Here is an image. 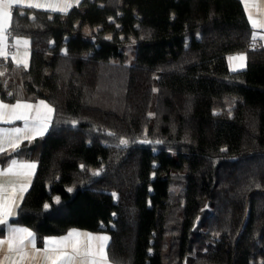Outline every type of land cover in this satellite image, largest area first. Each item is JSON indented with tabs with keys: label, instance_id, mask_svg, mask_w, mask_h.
Masks as SVG:
<instances>
[{
	"label": "trees",
	"instance_id": "16d2710c",
	"mask_svg": "<svg viewBox=\"0 0 264 264\" xmlns=\"http://www.w3.org/2000/svg\"><path fill=\"white\" fill-rule=\"evenodd\" d=\"M19 11L11 31L31 39V62L0 61V94L55 112L47 133L20 145L18 158L38 166L12 221L39 239L107 232L117 264H264V45L242 1ZM240 52L247 66L232 71ZM117 65L127 67L121 111L99 99L102 67Z\"/></svg>",
	"mask_w": 264,
	"mask_h": 264
},
{
	"label": "snow or ice",
	"instance_id": "6c2138e0",
	"mask_svg": "<svg viewBox=\"0 0 264 264\" xmlns=\"http://www.w3.org/2000/svg\"><path fill=\"white\" fill-rule=\"evenodd\" d=\"M79 4V0H74ZM248 10V0H242ZM17 5V15H25L19 11L21 5L31 9H50L67 13L73 6V0H56L55 3H41L39 0H0V57L8 59L7 40L13 33L9 29L13 27L12 5ZM35 19V16L31 17ZM51 19V16H49ZM248 19L253 29L264 30V19L259 22L253 19L251 12ZM253 43L258 39V32L251 34ZM264 38V37H262ZM14 46L28 45L27 39L13 37ZM110 39V37H109ZM13 60L15 56L13 55ZM230 59L245 60L244 55ZM19 65L22 61H16ZM24 67L27 64L24 63ZM3 73H0L2 76ZM9 96L13 95L11 92ZM43 106L44 111H41ZM18 109H23L18 111ZM55 109L41 100L38 104H30L17 100L15 104H5L0 101V123L11 124L14 121H24V127L12 129H0V155L8 154L5 167L0 168V225H9V218L14 217L19 208L18 201L23 200V193L30 185V176L36 168L35 162L19 160L20 145L24 140L31 142L37 135L43 136L48 131L52 114ZM75 124V122H73ZM109 135H115L109 133ZM119 143L127 145L128 141L121 138ZM223 151V149H222ZM16 154V155H12ZM84 168V165H81ZM93 175H99L94 172ZM72 191L71 188L68 189ZM116 194L114 193L113 196ZM55 202L60 203L56 197ZM45 204L44 208L49 209ZM107 236H93L91 233H80L76 229L70 230L67 235L61 237H48L44 241L42 249L35 247V234L28 228L10 227L6 238L0 239V264H108L106 253Z\"/></svg>",
	"mask_w": 264,
	"mask_h": 264
},
{
	"label": "crops",
	"instance_id": "0c3cea01",
	"mask_svg": "<svg viewBox=\"0 0 264 264\" xmlns=\"http://www.w3.org/2000/svg\"><path fill=\"white\" fill-rule=\"evenodd\" d=\"M80 1L81 0H79V3H80ZM39 2H41V3H47V2L55 3L56 0H39ZM75 5H77V4H75V2L73 0V6H75ZM243 5H244L245 11H246V5H245V3H243ZM15 6H17V5H15V4L12 5V7L10 9V11L12 13H13V8ZM21 6H23V5H21ZM44 10L51 11L50 9H44ZM249 12H251V14L253 16V19L257 20V22H259L261 19H264V0H248V10L246 11L247 16H248V13ZM9 30L11 31V28ZM254 30H256L258 32V39L256 41V45L257 46H263L264 45V38H262V37H264V30H261V29H253V31ZM13 37H17V38H21V39H27L29 41V43H28L27 46H25L23 44L14 46L15 42H14ZM7 44H8L7 51H8V54H9L8 57L16 65H18L16 63V61H22V63L19 64L21 66H24V63H26L27 66L30 64L31 57H32V50H31V39L29 37L13 34L12 36H9L8 37ZM13 55L15 56V60H13V58H12ZM240 55H244L245 56V60L241 61L239 59H230V58H233V57H239ZM2 59L3 58L0 57V61ZM247 60H248L247 53H245V52L235 53V54H231V55L228 56V64H229V67H230V69L232 71H238V70L244 69L247 66ZM17 100H19L21 102H27V103H30V104H38L39 101L43 100V101L46 102L47 105L53 107L52 104L49 103L46 99H38L36 101L24 100V99H17ZM17 100L16 101H13V102L8 101V100H5V99L2 98V96L0 94V101H3V103H5V104H10V105L11 104H15L17 102ZM40 107H41V111H44L43 106H40ZM22 110L23 109H18V111H22ZM53 116H54V113L52 114L51 121L53 119ZM50 124H51V122H50ZM50 124H49V127H50ZM16 127H19V128H22L23 129V127H24V121L17 120V121H14L11 124L0 123V129H12V128H16ZM48 130H49V128H48ZM45 133H47V132H45ZM39 136L40 135H37L36 137H39ZM18 159L19 160H23V161H28V162H35V164H36V168L34 169V173L30 176V185L27 188V191H28L29 188H30V186H31V184H32V181L34 179V176L36 174V170H37L38 163L36 161L30 160V159H23V158H18ZM5 165L0 164V168L5 167ZM27 191H25L23 193V197H25V194H26ZM22 202H23V200L18 201L19 208H20ZM19 208L16 209L17 214H18ZM17 214L14 217H16ZM14 217L9 218V225H0V239H4V238L7 237L8 233L10 231V227H12V228H14V227H24V228H28L30 231H32L35 234V241H34L35 247L42 249L44 247V241H45L46 238H48V237H61V236H65V235H67V233L70 230L76 229L80 233H91V234H93V236H107L108 237V240H107L106 253H107V256H108V245L110 243L111 236L107 232L91 231V230L80 229V228H71V229L67 230L66 232H64L62 234H59V235H47V236H44L42 239H39L38 236H37V234L35 233V231L32 230L30 227H28L26 225H23L21 223H18V222H13L12 221V218H14ZM41 264H43V262H41ZM108 264H117V263L113 262L109 258V256H108Z\"/></svg>",
	"mask_w": 264,
	"mask_h": 264
},
{
	"label": "rangeland",
	"instance_id": "374dc122",
	"mask_svg": "<svg viewBox=\"0 0 264 264\" xmlns=\"http://www.w3.org/2000/svg\"><path fill=\"white\" fill-rule=\"evenodd\" d=\"M134 42H129L127 47L128 58L126 66L129 65L134 58ZM126 66L102 67L101 79L99 86V99L102 105L109 109L121 111L125 94Z\"/></svg>",
	"mask_w": 264,
	"mask_h": 264
}]
</instances>
